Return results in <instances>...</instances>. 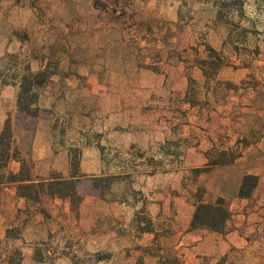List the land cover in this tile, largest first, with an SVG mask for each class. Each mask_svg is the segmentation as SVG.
I'll list each match as a JSON object with an SVG mask.
<instances>
[{"label": "rangeland", "instance_id": "374dc122", "mask_svg": "<svg viewBox=\"0 0 264 264\" xmlns=\"http://www.w3.org/2000/svg\"><path fill=\"white\" fill-rule=\"evenodd\" d=\"M245 1L0 0V132L35 180L67 181L74 195L62 217L45 211L53 197L30 202L8 238L38 215L34 237L0 241V262L21 264L25 248L30 264H264V152L215 121L235 55L255 68L237 86L259 88L264 109V0ZM20 93L34 116L19 112ZM245 172L258 184L240 198ZM217 198L224 229H200L212 243L226 235L227 251L162 241Z\"/></svg>", "mask_w": 264, "mask_h": 264}, {"label": "crops", "instance_id": "0c3cea01", "mask_svg": "<svg viewBox=\"0 0 264 264\" xmlns=\"http://www.w3.org/2000/svg\"><path fill=\"white\" fill-rule=\"evenodd\" d=\"M256 1L247 0L245 1V3H253L252 5L257 8ZM200 6L202 7V4ZM216 16L217 11H215L214 13V20H216ZM220 44L221 42L217 41L215 43H211L210 46L213 49H217L219 48ZM260 56L261 54H257V56L255 55L254 61H257ZM238 58L239 57L235 55L234 60L237 59L236 62L233 63L234 61H231L229 63V66L226 65L223 68L225 70V77H223V80L229 82L231 86L228 89L229 98L223 106L224 113L221 114V116L216 115L215 121H220V124H223V126L225 127H229V129L225 130L226 134H228L229 136L235 135L238 137L240 135L241 137L239 140H243V137L248 140L249 146L247 145L246 147L255 146L257 150L264 152V109H262V100H260L259 95L256 94L259 88H254L255 92H253L252 95V92L250 94L249 90L245 88L246 85L240 87L237 86L241 79L245 80L244 77H241L240 79L234 78L240 71L246 72L249 75L250 72L255 70V68L239 65ZM256 65L257 64L255 63V66ZM234 72H236V75L234 74ZM246 93L247 97H245ZM215 127L219 128L217 126ZM232 131L234 133H232ZM234 142H237V140ZM238 145L240 144L238 143ZM189 152L190 155H193L194 149L193 151L191 150ZM199 156L203 160V155L199 154ZM14 163L15 162H12L11 164ZM10 170L12 172H16L18 170V167L17 169L10 168ZM249 174L251 173L245 172L243 173L242 177ZM256 175H258V173H256ZM28 205L29 203H27L24 198L17 196L16 190L13 186H8L3 189L0 194V241H6L14 245H23L24 242H28L27 240H30L34 237L33 234H35V224L39 223L42 220L38 215L33 216L32 219H29L25 223L21 238L9 239L6 237L7 230L11 229L15 225L17 214L24 211ZM45 208V211L47 210L46 212H50V210L52 209L61 217L62 215L66 216V212H68L67 200H62L61 198L56 197L48 198L47 203L45 204ZM190 220L191 215L189 216V220L187 221V227H185L184 230L175 229L168 237L163 238L162 241L165 242V244H170L175 247L189 246L192 250L198 249L204 244H207L209 254L215 253L217 251L225 252L230 248L229 241L225 240V238H227L226 235H221V240L212 243L211 241L213 240L215 233L200 228L189 229L188 226ZM28 237H30V239H28ZM208 240L210 243H208ZM21 250L23 251V260L21 264L33 263L32 253L28 250H25V248H22ZM0 264H6V262L3 261L0 262Z\"/></svg>", "mask_w": 264, "mask_h": 264}, {"label": "trees", "instance_id": "16d2710c", "mask_svg": "<svg viewBox=\"0 0 264 264\" xmlns=\"http://www.w3.org/2000/svg\"><path fill=\"white\" fill-rule=\"evenodd\" d=\"M204 74V71H202ZM45 72H39L31 75L28 79L27 85H37L39 79L45 77ZM27 78H25L26 80ZM24 86V85H23ZM28 88V87H27ZM23 93L18 97V110L28 115L34 116L35 110L31 109L34 98L26 102ZM33 96V95H32ZM12 162H17L19 168L17 172H12L9 165ZM258 184V178L254 175H244L241 179L238 189V197H250L253 189ZM6 186H13L16 190L17 196L24 198L27 203L33 202L38 204L41 196L69 198L74 201V195L68 191V183L64 180H50L38 181L35 180L30 173V166L21 157V152L14 145V137L11 131L5 127L0 132V193ZM74 204V202H73ZM44 212L43 209H41ZM230 213L224 204L222 198H217L212 204H204L198 201L192 215L190 227L194 228H207L214 232H221L226 222L228 221ZM12 229L7 230L6 237L8 238ZM17 238V237H16ZM18 255L19 251H17ZM6 264H12L6 261Z\"/></svg>", "mask_w": 264, "mask_h": 264}]
</instances>
